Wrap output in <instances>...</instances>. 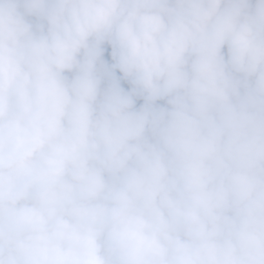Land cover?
I'll return each instance as SVG.
<instances>
[{"label":"clouds","instance_id":"obj_1","mask_svg":"<svg viewBox=\"0 0 264 264\" xmlns=\"http://www.w3.org/2000/svg\"><path fill=\"white\" fill-rule=\"evenodd\" d=\"M0 264H264V0H0Z\"/></svg>","mask_w":264,"mask_h":264}]
</instances>
